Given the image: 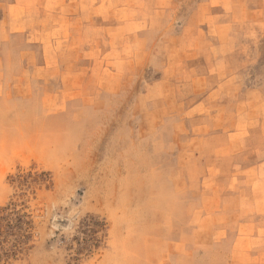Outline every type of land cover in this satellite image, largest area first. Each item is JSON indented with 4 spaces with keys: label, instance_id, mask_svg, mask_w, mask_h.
<instances>
[{
    "label": "rangeland",
    "instance_id": "1",
    "mask_svg": "<svg viewBox=\"0 0 264 264\" xmlns=\"http://www.w3.org/2000/svg\"><path fill=\"white\" fill-rule=\"evenodd\" d=\"M149 1L143 30L64 53L51 83L20 68L41 62L23 35L0 44V207L24 196L34 221L8 264H264V196L231 189L241 172L216 136L233 110L211 115L234 65L264 83V0Z\"/></svg>",
    "mask_w": 264,
    "mask_h": 264
},
{
    "label": "crops",
    "instance_id": "2",
    "mask_svg": "<svg viewBox=\"0 0 264 264\" xmlns=\"http://www.w3.org/2000/svg\"><path fill=\"white\" fill-rule=\"evenodd\" d=\"M150 4L153 5L149 0H0V44L5 43L9 37L23 35L26 46H30L28 49L35 53L37 51L34 48L39 49L41 62H26L20 68L36 70L34 81L44 78L46 83H51L55 76L50 71L54 73L61 68H72L62 57L64 53L83 54L91 49L96 52L92 39L109 38L112 34L130 37L143 30L139 24L151 16L150 11H147ZM166 7L155 11L165 14L169 11ZM136 23L138 28L134 27ZM105 45V53L115 51L110 42L106 41ZM124 48L122 45L120 50L124 52ZM207 52L214 50L209 48ZM233 52L240 53L236 49ZM249 66L246 61L245 64L234 65L239 75L234 77L231 89L223 93L218 90L219 108L211 112V115H222L225 107L229 112L233 110L234 121L227 122L226 126L217 131L216 136L222 143L218 148H231L234 151L232 162L241 172L227 181L234 183L231 189H236L235 194L238 192L235 182H244L248 185L242 191L260 197L264 196L259 193L264 191V83L252 84L255 86L250 87L242 84L241 70ZM208 68L217 69V75H221L226 68V60L220 57L216 62L209 63ZM56 78L62 79V76ZM212 99L213 95L207 94L201 98V102H211ZM53 101L60 102L62 99L57 96ZM48 102L49 98L43 96L40 108L47 107ZM231 104L234 105L232 109ZM223 115L230 117L229 114ZM248 152H253V161L244 156Z\"/></svg>",
    "mask_w": 264,
    "mask_h": 264
},
{
    "label": "trees",
    "instance_id": "3",
    "mask_svg": "<svg viewBox=\"0 0 264 264\" xmlns=\"http://www.w3.org/2000/svg\"><path fill=\"white\" fill-rule=\"evenodd\" d=\"M43 176H47L45 172L41 174V178ZM41 178L38 176L33 180L20 179L19 183L32 188L40 182L45 183ZM48 182L53 184L51 180ZM21 200L22 202H10L7 206L0 207V264L15 261L21 253V245L28 244L33 238L34 221L32 215L25 211L27 207L24 196ZM9 238H12L13 242L9 248H5L4 244Z\"/></svg>",
    "mask_w": 264,
    "mask_h": 264
}]
</instances>
